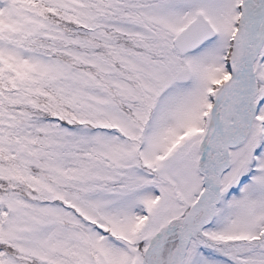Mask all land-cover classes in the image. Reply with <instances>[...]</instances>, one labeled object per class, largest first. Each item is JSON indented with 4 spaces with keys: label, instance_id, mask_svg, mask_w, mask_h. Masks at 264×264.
I'll list each match as a JSON object with an SVG mask.
<instances>
[{
    "label": "snow or ice",
    "instance_id": "snow-or-ice-1",
    "mask_svg": "<svg viewBox=\"0 0 264 264\" xmlns=\"http://www.w3.org/2000/svg\"><path fill=\"white\" fill-rule=\"evenodd\" d=\"M0 264H264V0H0Z\"/></svg>",
    "mask_w": 264,
    "mask_h": 264
}]
</instances>
